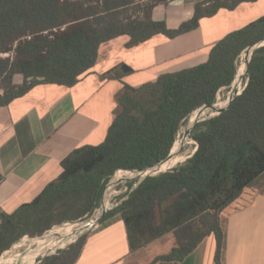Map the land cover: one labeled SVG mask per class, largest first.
Returning a JSON list of instances; mask_svg holds the SVG:
<instances>
[{"label":"trees","instance_id":"trees-1","mask_svg":"<svg viewBox=\"0 0 264 264\" xmlns=\"http://www.w3.org/2000/svg\"><path fill=\"white\" fill-rule=\"evenodd\" d=\"M167 1L0 0V107L38 84L74 86L96 66L101 46L113 39L128 36L126 45L132 47L157 34L174 38L220 9L257 0L198 1L194 16L178 28L152 17L154 7ZM263 39L264 17L217 41L204 63L140 86L125 83L105 139L74 149L34 200L1 215L0 256L25 235L40 236L89 218L115 173L167 159L190 114L215 104L218 94L230 89L239 56ZM191 137L198 146L191 157L136 186L141 178L128 181L121 202L101 222L120 214L132 252L173 233L175 246L156 260H182L215 235L216 261L223 264V212L246 188L264 191V45L253 51L242 92L221 113L197 122ZM87 237L38 264H75Z\"/></svg>","mask_w":264,"mask_h":264},{"label":"crops","instance_id":"crops-1","mask_svg":"<svg viewBox=\"0 0 264 264\" xmlns=\"http://www.w3.org/2000/svg\"><path fill=\"white\" fill-rule=\"evenodd\" d=\"M198 1L159 3L152 17L178 28L194 16ZM262 17L264 0L243 2L202 18L199 27L174 38L157 34L132 47L126 45L128 36L113 39L101 46L96 66L74 86L38 84L1 106L0 218L34 200L58 177L61 162L74 149L105 139L125 83L140 86L164 73L204 63L217 41ZM125 63L128 71L122 69ZM223 217V264H264V191L246 188ZM175 244L174 234L169 233L132 252L125 222L117 214L88 234L75 264H217L215 235L182 260H156Z\"/></svg>","mask_w":264,"mask_h":264},{"label":"rangeland","instance_id":"rangeland-1","mask_svg":"<svg viewBox=\"0 0 264 264\" xmlns=\"http://www.w3.org/2000/svg\"><path fill=\"white\" fill-rule=\"evenodd\" d=\"M168 1H171V0H168ZM167 1V2H168ZM12 54V53H11ZM2 56H8L10 54H1ZM123 65H127V63L123 64ZM246 70L244 69V66H243V61L242 63H240L238 65V70H237V76L239 77V83L237 85V87L240 89V85L241 83L243 82V85L245 83V77H246ZM20 78L19 76L15 79L16 83L19 84L21 83V79H18ZM236 79V78H235ZM132 81V80H131ZM234 85V83H233ZM231 89H232V86L230 87V89H223L222 92H220L218 94V99H217V102L216 104L218 105L219 103H223L225 100L228 99L229 95H230V92H231ZM0 93H2V90L0 89ZM213 113H216L214 111H206L202 116H198V113H193L191 114V116L187 119V121L182 125L180 131H179V134L177 136V145H176V148L173 152V155L171 156V163L168 165L166 164L165 165V168H169L170 166H173V165H177L179 164L180 162H183L184 160H186L192 153L193 151L195 150V148L197 147V142L191 137V131H192V127L189 126L191 123H194L196 124L197 123V120L198 119H202V118H205V117H209L211 114ZM193 124V125H194ZM190 127V128H189ZM181 155L183 157H186L185 159H181V160H178V156ZM116 176V173L115 175L110 179V181L108 182L107 186H106V190H105V194H106V191L109 187H112V192H110L109 196L106 198V200L104 201V197L105 195L103 196V200L101 202V205L98 209H96V211L93 213V215H91L89 218L83 220V221H79V222H68V223H65V224H62L57 230L55 231H50V230H47L46 232H44V234L40 235V236H30V235H25L23 236L20 240H18L17 242H15L8 250H6L0 257H2L5 253H10V250L11 248H13V246L17 243H23V246L20 247L16 253L20 254L26 250H30V249H34L38 246V240H40L41 238H43L46 234L48 233H55V232H58L60 231V229L64 228V227H68V226H72V225H75V224H84V223H88V224H85L82 228H78V229H75L73 230L74 233H76V236L84 231L82 233V236L83 235H88L94 228H96L95 226L97 225V222L96 224L92 227V228H88V225L90 223H92L94 220H97L98 218H101V217H104V215L109 211L111 210L112 208H114L116 205H118L120 203V197L127 192L128 190V186H127V182L130 181V180H135V179H138V178H141L142 175L141 174H137V173H134V174H122V175H119L117 177V180L115 182H112L113 180H115ZM137 183V182H136ZM108 206L106 208H103V206ZM105 211V213H104ZM102 221V220H101ZM102 223V222H101ZM36 239L37 241H32ZM80 239V238H79ZM78 239V240H79ZM77 240V241H78ZM77 241H73L63 247H59L57 249H55V253L53 254H57L59 250H64V249H67L71 244H73L74 242H77ZM52 251V252H54ZM50 253V252H49ZM48 253V254H49ZM52 254V255H53ZM46 255V254H44ZM43 255H38V257L34 258V259H31L29 260L28 264H36L35 262L40 258L42 257ZM40 263V262H38ZM37 263V264H38Z\"/></svg>","mask_w":264,"mask_h":264},{"label":"bare ground","instance_id":"bare-ground-1","mask_svg":"<svg viewBox=\"0 0 264 264\" xmlns=\"http://www.w3.org/2000/svg\"><path fill=\"white\" fill-rule=\"evenodd\" d=\"M243 66L244 69L246 70V62L245 60H243ZM240 77V76H239ZM239 77L236 76V79L234 81V85H233V89H239L237 87L238 83H239ZM227 103V100H225L223 103H219L217 106L218 107H223L225 106ZM199 114V112H197ZM194 123H191L189 126H193ZM190 128V127H189ZM185 159L186 157H183L181 155L178 156V160L181 159ZM173 161V160H172ZM171 158L164 162L162 165V169L165 170L167 168H165L166 164H170L171 162ZM141 174L138 171H127V172H122L119 175L122 174ZM117 175L115 177L114 182L117 180V177L119 176ZM110 192H112V187ZM110 194V193H109ZM109 196V195H108ZM107 196V197H108ZM106 197V198H107ZM105 198V200H106ZM104 200V201H105ZM108 206H103V208H106ZM97 220H94L92 223H90L88 225V228H92L95 224H96ZM85 224L88 223H84V224H75L72 226H68V227H64L62 229H60V231L55 232V233H48L46 234L43 238H41L40 240H38V246L34 249H30V250H26L20 254L16 253V251L23 246V243H17L13 246V248H11L10 253H5L2 257H0V264H28L29 260L34 259L36 257H38V255H44L47 254L49 252L54 251L55 249L59 248V247H63L73 241H75L84 231L80 232L77 236L76 233L73 232V230L78 229V228H82ZM32 241H37L36 239L32 240Z\"/></svg>","mask_w":264,"mask_h":264},{"label":"water","instance_id":"water-1","mask_svg":"<svg viewBox=\"0 0 264 264\" xmlns=\"http://www.w3.org/2000/svg\"><path fill=\"white\" fill-rule=\"evenodd\" d=\"M261 45H264V39L263 40H261V41H259V42H257V43H255L254 45H252V46H250V47H248V49H250L251 50V56H250V59H251V57H252V54H253V51H254V49L255 48H257V47H259V46H261ZM250 61V60H249ZM249 63V62H248ZM248 63H247V68H248ZM122 69L124 70V71H128L130 68L127 66V65H123L122 66ZM246 73H247V69H246ZM235 81V80H234ZM234 83V82H233ZM233 83H232V90H233V92L229 95V97H228V99H227V104L225 105V106H223V107H218L217 106V104L215 103V104H213V105H211V106H203V107H201V108H199V109H197V110H195V111H197V112H199V114H198V116H202L206 111H214V112H216V113H213V114H211L209 117H212V116H215V115H217V114H219V113H221L224 109H226L228 106H229V104L232 102V100L234 99V97L236 96V95H238V94H240L241 92H238L237 91V89H233ZM193 113V112H192ZM191 113V114H192ZM191 114H190V116H191ZM206 118H208V117H205V118H202V119H198L197 120V122H199V121H201V120H204V119H206ZM195 126V124L192 126V128ZM197 148H198V146L195 148V150L193 151V153L189 156V157H191L194 153H195V151L197 150ZM173 155V152L171 151V153H170V155H169V157L167 158V159H165L164 161H162V162H160V163H158V164H156V165H154V166H152V167H148V168H146V169H143V170H129V171H138V172H140L141 173V175H142V177H141V179L135 184V186L144 178V177H146V176H148V175H156V174H159V173H161V172H164V171H167L168 169H171V168H173V167H175L176 165H173V166H170L169 168H167V169H165V170H163L162 169V165H163V163L165 162V161H168L170 158H171V156ZM188 157V158H189ZM187 158V159H188ZM186 159V160H187ZM185 161V160H184ZM183 161V162H184ZM180 163H182V162H180ZM106 190V189H105ZM104 195H105V192H104ZM104 213H105V211H104ZM103 219V217H101V218H98L97 219V225L96 226H98L100 223H101V220ZM63 224H65V223H63ZM60 225H62V224H60ZM56 226V225H55ZM95 226V227H96ZM82 236V234L75 240V241H77L80 237ZM75 243V242H74ZM5 252V251H4ZM3 252V253H4ZM2 253V254H3ZM53 253H55V251L54 252H50L49 254L47 253L46 255H43L42 257H40L35 263L37 264L38 262H41V260L43 259V258H45L46 256H49V255H52Z\"/></svg>","mask_w":264,"mask_h":264},{"label":"built area","instance_id":"built-area-1","mask_svg":"<svg viewBox=\"0 0 264 264\" xmlns=\"http://www.w3.org/2000/svg\"><path fill=\"white\" fill-rule=\"evenodd\" d=\"M250 56H251V50L250 49H245L242 53H241V55L239 56V58H238V65L240 64V63H242V61L243 60H245V62H246V66H247V63L249 62V60H250ZM244 87H245V83H244V85H243V82L241 83V85H240V89H238L237 91L238 92H241L243 89H244ZM233 92V90L231 89V92H230V94Z\"/></svg>","mask_w":264,"mask_h":264}]
</instances>
